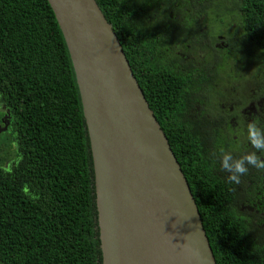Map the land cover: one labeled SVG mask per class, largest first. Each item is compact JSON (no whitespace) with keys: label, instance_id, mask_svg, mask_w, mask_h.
<instances>
[{"label":"trees","instance_id":"obj_1","mask_svg":"<svg viewBox=\"0 0 264 264\" xmlns=\"http://www.w3.org/2000/svg\"><path fill=\"white\" fill-rule=\"evenodd\" d=\"M196 202L216 264H256L244 207L264 170L222 167L264 129V0H95ZM0 264H101L89 140L72 63L46 0H0ZM264 159V153H257ZM257 209V210H258ZM261 211V210H260Z\"/></svg>","mask_w":264,"mask_h":264},{"label":"water","instance_id":"obj_2","mask_svg":"<svg viewBox=\"0 0 264 264\" xmlns=\"http://www.w3.org/2000/svg\"><path fill=\"white\" fill-rule=\"evenodd\" d=\"M75 74L101 264H216L196 202L95 0H46Z\"/></svg>","mask_w":264,"mask_h":264},{"label":"clouds","instance_id":"obj_3","mask_svg":"<svg viewBox=\"0 0 264 264\" xmlns=\"http://www.w3.org/2000/svg\"><path fill=\"white\" fill-rule=\"evenodd\" d=\"M247 139L255 151L245 153L237 159L231 152L222 154V167L229 172L228 179L236 184L240 183V177L246 175L249 167L264 170V159L257 153H264V129L257 126L253 119L247 125Z\"/></svg>","mask_w":264,"mask_h":264},{"label":"flooded vegetation","instance_id":"obj_4","mask_svg":"<svg viewBox=\"0 0 264 264\" xmlns=\"http://www.w3.org/2000/svg\"><path fill=\"white\" fill-rule=\"evenodd\" d=\"M8 113L9 111L0 103V136L8 133L10 125V117ZM257 209L255 205H253V207H244V205H241L240 210H246L247 214H250L249 212L252 213L250 214L253 220L251 234L254 239L258 240V243H263L261 248L264 253V209ZM256 264H264V258H260L259 262Z\"/></svg>","mask_w":264,"mask_h":264},{"label":"rangeland","instance_id":"obj_5","mask_svg":"<svg viewBox=\"0 0 264 264\" xmlns=\"http://www.w3.org/2000/svg\"><path fill=\"white\" fill-rule=\"evenodd\" d=\"M1 137H2V136H1ZM1 137H0V138H1ZM240 209H241V208H240ZM245 211H246V210H242V211L240 210V212H245ZM249 213L252 214L251 212H249Z\"/></svg>","mask_w":264,"mask_h":264}]
</instances>
